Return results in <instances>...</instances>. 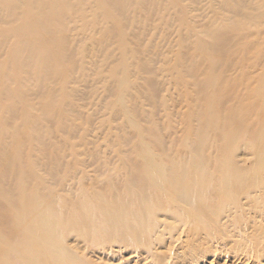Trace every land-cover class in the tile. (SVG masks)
I'll use <instances>...</instances> for the list:
<instances>
[{
  "label": "rangeland",
  "instance_id": "374dc122",
  "mask_svg": "<svg viewBox=\"0 0 264 264\" xmlns=\"http://www.w3.org/2000/svg\"><path fill=\"white\" fill-rule=\"evenodd\" d=\"M197 164L251 187L204 224L158 203L146 243L107 234L152 168ZM38 209L65 264H264V0H0L3 264L30 263Z\"/></svg>",
  "mask_w": 264,
  "mask_h": 264
},
{
  "label": "bare ground",
  "instance_id": "6f19581e",
  "mask_svg": "<svg viewBox=\"0 0 264 264\" xmlns=\"http://www.w3.org/2000/svg\"><path fill=\"white\" fill-rule=\"evenodd\" d=\"M206 170L199 164L179 169L155 166L148 173L147 185L133 189V198L127 199L130 204L122 208L121 202L116 200L112 206L106 207L105 211L101 210L107 234L113 238H122L132 245L146 243L144 234L154 226L153 218L158 203L169 202V207H173L179 214L189 213L193 217L195 215L198 224L200 222L204 224L202 219L210 196L226 198L229 202L236 203L239 193L251 187L247 179H243L228 166L224 168L222 166L216 173ZM154 183H159L163 187V194L150 192ZM125 190L127 195L131 191V186ZM153 200L156 204H153ZM178 204L186 205L187 209L180 208ZM37 206L41 208V205ZM35 214H31V227H34V230L28 233L29 242L22 250L23 255H31L29 264H65L72 258V251L64 243L63 234L58 229L59 223L52 219V215L39 209ZM71 221L76 226V220L73 218ZM18 226L24 227L25 222L19 221ZM0 264H3L1 257Z\"/></svg>",
  "mask_w": 264,
  "mask_h": 264
}]
</instances>
